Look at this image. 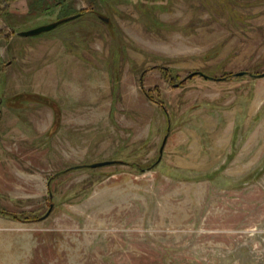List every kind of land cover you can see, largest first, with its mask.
Returning <instances> with one entry per match:
<instances>
[{"label":"rangeland","instance_id":"374dc122","mask_svg":"<svg viewBox=\"0 0 264 264\" xmlns=\"http://www.w3.org/2000/svg\"><path fill=\"white\" fill-rule=\"evenodd\" d=\"M241 72L264 0H0V108L27 125L0 133V264H264V77Z\"/></svg>","mask_w":264,"mask_h":264},{"label":"water","instance_id":"95a60500","mask_svg":"<svg viewBox=\"0 0 264 264\" xmlns=\"http://www.w3.org/2000/svg\"><path fill=\"white\" fill-rule=\"evenodd\" d=\"M78 17H79V15H75V16H72V17H68L66 19H62V20L56 21V22L51 23V24H48V25H43V26H40V27H37V28H33V29H30V30H27V31H22V32L19 33V36H22V37H34V36H38V35H41L43 33L50 32V31L56 29L58 26L66 23V22H69L71 20H74V19H76ZM246 74H249L250 76H255V77H264V73L263 74H260V75H252V74L246 73V72L238 73L236 76H244ZM197 75H200V76H203L205 78H208V79H212L213 80L212 77H209L208 75H206V74H204L202 72L192 73V74H190L188 76V78H192V77L197 76ZM176 86H179V85H176ZM163 148H164V145H163V147L161 149V152L163 151ZM112 164H114V161H104V162H98V163H94V164H91V165H87V167H89V168H100V167L109 166V165H112ZM74 168H79V167H74ZM51 209H52V207H51ZM51 209L43 217V219L47 218L50 215Z\"/></svg>","mask_w":264,"mask_h":264},{"label":"crops","instance_id":"0c3cea01","mask_svg":"<svg viewBox=\"0 0 264 264\" xmlns=\"http://www.w3.org/2000/svg\"><path fill=\"white\" fill-rule=\"evenodd\" d=\"M6 105L11 106V105H9V103L5 104L4 99H1L0 100V107L3 108ZM32 124L34 127H36L38 125L36 120H33ZM25 126H27V125L21 121V116L19 114L16 115V118L13 117V118H11V120L8 121V118H7L5 111H3V109L0 108V133H2V132L9 133V129H11V128H12L11 132H16V131L17 132L18 131L23 132L24 130H27L25 128ZM1 138H2V136L0 135V139Z\"/></svg>","mask_w":264,"mask_h":264}]
</instances>
